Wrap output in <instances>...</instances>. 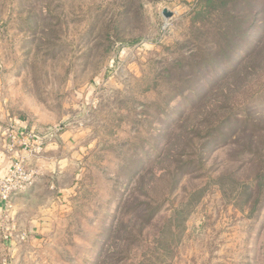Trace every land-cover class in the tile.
I'll return each mask as SVG.
<instances>
[{
  "label": "rangeland",
  "instance_id": "1",
  "mask_svg": "<svg viewBox=\"0 0 264 264\" xmlns=\"http://www.w3.org/2000/svg\"><path fill=\"white\" fill-rule=\"evenodd\" d=\"M0 104V264H264V0H0Z\"/></svg>",
  "mask_w": 264,
  "mask_h": 264
},
{
  "label": "built area",
  "instance_id": "2",
  "mask_svg": "<svg viewBox=\"0 0 264 264\" xmlns=\"http://www.w3.org/2000/svg\"><path fill=\"white\" fill-rule=\"evenodd\" d=\"M41 142V140H35L27 134L20 136L10 132L5 149L7 152H12L16 146H21L27 153L33 155L42 150ZM31 176L23 164V160H17L13 161L5 175L0 177V203L5 210L11 207L12 199L16 194L26 190L31 185ZM10 221L7 215L0 217V242L11 241L14 236L24 240L25 234L16 235L15 228L10 224Z\"/></svg>",
  "mask_w": 264,
  "mask_h": 264
},
{
  "label": "crops",
  "instance_id": "3",
  "mask_svg": "<svg viewBox=\"0 0 264 264\" xmlns=\"http://www.w3.org/2000/svg\"><path fill=\"white\" fill-rule=\"evenodd\" d=\"M1 104H0V113H1ZM7 121V120H6ZM3 122L1 115H0V177L3 176L5 174V172L7 171V169L10 167L11 162L13 161L12 159L18 158V157H24L26 159H28V156L26 155L25 150H23L22 148H16L12 153L7 152L5 149V144L8 141V134H9V128L11 127V125H9V122ZM52 148V144L49 145L48 147L45 148V150H49ZM46 160V159H45ZM45 162L44 160H38ZM38 162H36L35 164H37ZM46 164V163H45ZM38 169V167H37ZM40 171V168L37 170ZM18 204L19 201H14V206H13V210H5L4 207L2 206V204L0 203V216L2 215H9L11 217L15 216L16 213L19 216L20 214L24 213V210L18 209ZM25 216L27 215H23V219H25ZM21 219V218H20ZM29 219V217H28ZM27 219V220H28ZM26 220V222H27Z\"/></svg>",
  "mask_w": 264,
  "mask_h": 264
},
{
  "label": "trees",
  "instance_id": "4",
  "mask_svg": "<svg viewBox=\"0 0 264 264\" xmlns=\"http://www.w3.org/2000/svg\"><path fill=\"white\" fill-rule=\"evenodd\" d=\"M262 44H263V42H262V41H259V42L257 43V47H258V46H262ZM233 72H235V71H233ZM226 79H227V78H226ZM226 79H224V80H226ZM224 80H223V81H224ZM117 226H118V225H117ZM114 229H115V228H114ZM113 231H114V230H113ZM113 234H114V233H113Z\"/></svg>",
  "mask_w": 264,
  "mask_h": 264
},
{
  "label": "water",
  "instance_id": "5",
  "mask_svg": "<svg viewBox=\"0 0 264 264\" xmlns=\"http://www.w3.org/2000/svg\"><path fill=\"white\" fill-rule=\"evenodd\" d=\"M163 15H164L165 17H169V14H168L167 12H163Z\"/></svg>",
  "mask_w": 264,
  "mask_h": 264
}]
</instances>
